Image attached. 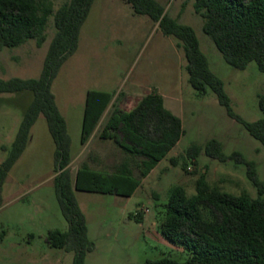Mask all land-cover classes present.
Returning <instances> with one entry per match:
<instances>
[{"label": "rangeland", "instance_id": "rangeland-1", "mask_svg": "<svg viewBox=\"0 0 264 264\" xmlns=\"http://www.w3.org/2000/svg\"><path fill=\"white\" fill-rule=\"evenodd\" d=\"M51 1L55 12L65 0ZM158 1L170 16L193 28L208 67L222 81L233 111L249 122L259 119L262 113L258 95L264 93V72L256 62L250 61L243 69L229 65L203 32V21L193 9V0ZM54 31L50 15L40 46L28 39L0 50V78L38 77ZM185 63L177 39L164 35L147 15L134 13L124 0L93 1L80 28L78 47L64 60L51 85L70 137L71 176L89 154L102 157L106 167L119 159L110 142L97 138V131L85 144L80 143L87 90L114 91L115 96L122 92L121 106L128 109L155 89L162 95L164 106L181 119L184 134L131 196L75 190L85 216L87 238L93 244L83 264H151L163 256L185 261L186 251L160 232L168 189L181 185L191 195L196 178L205 173L208 182L221 190L233 194L245 190L256 197L257 188L246 175L247 165L239 157H229L233 152L253 161L264 183L262 144L228 116L209 87L199 94L190 85ZM31 97L27 91L0 93V162ZM211 138L220 141L229 157L225 161L205 154L203 147ZM192 145L198 149L195 157H188ZM55 150L46 119L39 114L25 149L2 185L0 232L5 234L0 240V264H72V251L50 246L46 241L49 229H67L53 186ZM184 160L187 170L182 168ZM90 165L102 166L94 162Z\"/></svg>", "mask_w": 264, "mask_h": 264}, {"label": "trees", "instance_id": "trees-1", "mask_svg": "<svg viewBox=\"0 0 264 264\" xmlns=\"http://www.w3.org/2000/svg\"><path fill=\"white\" fill-rule=\"evenodd\" d=\"M93 1L65 0L53 12L51 0H0V50L18 46L28 39H34L40 46L45 40L50 15L55 27L38 77L0 78V93L27 91L32 96L13 140L5 147L7 154L0 162V204L7 173L25 149L31 126L42 114L56 146L53 186L67 222L66 230L49 229L46 241L50 246L72 251V264H83L86 252L93 246L87 238L86 220L75 190L131 196L141 180L184 134L181 119L164 106L162 95L155 89L142 95L128 109L121 106L122 92L115 96L114 91L87 90L80 143L89 140L109 108L97 138L110 142L114 153H119V159L106 167L103 159L89 154L71 176L70 137L51 85L64 60L77 49L80 28ZM124 1L134 13L147 15L157 23L164 35L177 39V46L184 51V67L190 85L199 94L209 87L228 116L241 123L264 148V93L258 95L262 116L252 122L244 120L233 111L222 81L209 69L191 26L170 16L158 0ZM192 6L202 18L203 32L213 40L229 65L243 69L250 61H255L264 72V0H193ZM197 149L195 145L188 148V157H195ZM203 150L220 161L239 157L247 165L246 175L257 188V196L252 197L245 190L238 194L221 190L208 182L205 173L196 178L195 192L191 195L181 185L171 186L163 203L160 232L180 245L187 259L179 262L163 256L151 264H264V183L257 175L254 162L244 160L237 152L228 157L215 138L209 139ZM171 160L175 162L174 158ZM90 162L102 166L93 168ZM186 166L184 160L182 168L187 170ZM136 215L141 220V214ZM4 234L0 232V240Z\"/></svg>", "mask_w": 264, "mask_h": 264}, {"label": "crops", "instance_id": "crops-1", "mask_svg": "<svg viewBox=\"0 0 264 264\" xmlns=\"http://www.w3.org/2000/svg\"><path fill=\"white\" fill-rule=\"evenodd\" d=\"M121 100H122V99H121ZM108 109H109V108H108ZM105 114H106V111L104 112L103 116L101 117L100 121L98 122L96 128L94 129V132H93L92 135H91V137L95 134L96 131L98 132L99 128L101 127V125H102V123H103L102 120H103ZM91 137H90V138H91ZM90 138H89V139H90ZM98 159H103V158L98 156ZM103 162H104V159H103ZM159 162H160V161H159ZM159 162H158V163H159ZM104 163H105V162H104ZM158 163H157V164H158ZM157 164H156V165H157ZM156 165H155V166H156ZM155 166H154V167H155ZM154 167H153V168H154ZM153 168H152V169H153ZM152 169H151V170H152ZM151 170H150V171H151ZM148 174H149V173H148Z\"/></svg>", "mask_w": 264, "mask_h": 264}]
</instances>
